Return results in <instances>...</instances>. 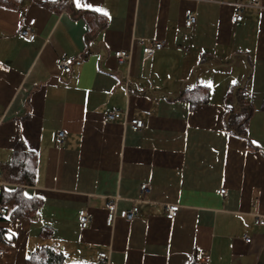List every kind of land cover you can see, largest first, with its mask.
Masks as SVG:
<instances>
[{"label":"crops","instance_id":"0c3cea01","mask_svg":"<svg viewBox=\"0 0 264 264\" xmlns=\"http://www.w3.org/2000/svg\"><path fill=\"white\" fill-rule=\"evenodd\" d=\"M234 1L0 6V264L46 248L64 264H99L100 252L108 264H264V225L254 223L264 219V0L236 24ZM30 19L32 42L19 35ZM140 38L163 46L143 59ZM117 51L129 60L118 64ZM234 90L251 109L242 137L224 126ZM112 110L122 116L107 121ZM19 141L36 158L31 186L7 181ZM15 192L35 213L15 216ZM108 198L118 210L138 207L135 219L107 226ZM165 205L179 207L172 220Z\"/></svg>","mask_w":264,"mask_h":264},{"label":"built area","instance_id":"2783aa9c","mask_svg":"<svg viewBox=\"0 0 264 264\" xmlns=\"http://www.w3.org/2000/svg\"><path fill=\"white\" fill-rule=\"evenodd\" d=\"M234 8V12L230 18L231 23L236 24L241 22L243 19L242 12L247 8H259L257 0H235L232 3ZM34 19L28 20L27 24L19 31V35L26 39L29 42L34 41L36 34L34 32ZM196 22L195 14L190 13L184 19V27L191 28ZM135 42L141 46V53L143 59L150 58L155 51H158L162 48L163 43L158 41H148L144 39H136ZM114 58L116 59L118 64H122L126 60H129L130 53L127 51H117L114 53ZM73 63L72 58L63 59L59 62V67L61 71L65 74L71 72V65ZM122 116V111L120 110H112L105 114V119L107 121H115ZM129 126L138 131L143 128V122L139 119H132L128 122ZM63 132L59 131L56 133V147H60L63 140ZM149 191V187L147 184H142L140 186V193L147 194ZM224 190H219V194H224ZM117 198H108L105 203V207L107 210L106 216V225L111 226L116 219H122L127 222H131L135 219L138 214V207L132 206L129 209L118 210L116 206ZM142 200V199H140ZM179 207L177 205H165L164 207V216L167 220H172L177 212ZM6 215V209L0 207V217ZM78 221L81 229H85L89 224V216L84 209L78 211ZM255 225H264V219L260 216H257L254 220ZM245 243L250 242V237H243ZM99 264H108V255L107 253L100 252L98 253ZM200 264H210V260L208 257H204L200 259Z\"/></svg>","mask_w":264,"mask_h":264},{"label":"trees","instance_id":"16d2710c","mask_svg":"<svg viewBox=\"0 0 264 264\" xmlns=\"http://www.w3.org/2000/svg\"><path fill=\"white\" fill-rule=\"evenodd\" d=\"M23 1L24 0H0V6L13 9ZM61 1L65 3L67 0ZM58 3L60 5V0H58ZM48 7H51V5H48ZM83 16L84 14L73 13L72 17L76 18ZM226 99L228 103H232L226 107L227 112L224 118L225 129L233 136L242 137L245 133L247 119L251 113V109L245 101V92L244 90L231 91L226 95ZM35 163V155L26 150L22 141L17 142L13 148L12 161L6 171L7 181L22 186H31L34 183ZM18 196L19 194L16 193V195L8 197L10 199L13 198L17 203L15 216H22L26 213L30 214V212L33 211L35 213L37 205L34 203H22ZM7 213L8 211L6 209V215ZM25 264H64V262L63 257L60 254H56L46 248L32 254L25 261Z\"/></svg>","mask_w":264,"mask_h":264}]
</instances>
